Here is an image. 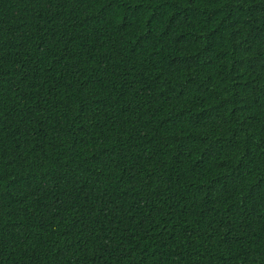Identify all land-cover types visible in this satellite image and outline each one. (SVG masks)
I'll return each instance as SVG.
<instances>
[{
  "label": "trees",
  "instance_id": "trees-1",
  "mask_svg": "<svg viewBox=\"0 0 264 264\" xmlns=\"http://www.w3.org/2000/svg\"><path fill=\"white\" fill-rule=\"evenodd\" d=\"M0 264H264V0H0Z\"/></svg>",
  "mask_w": 264,
  "mask_h": 264
}]
</instances>
